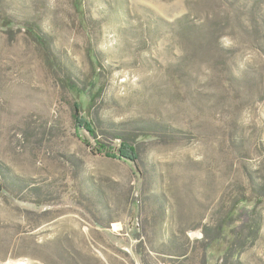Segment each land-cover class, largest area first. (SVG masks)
Instances as JSON below:
<instances>
[{"label": "rangeland", "instance_id": "1", "mask_svg": "<svg viewBox=\"0 0 264 264\" xmlns=\"http://www.w3.org/2000/svg\"><path fill=\"white\" fill-rule=\"evenodd\" d=\"M0 264H264V0H0Z\"/></svg>", "mask_w": 264, "mask_h": 264}, {"label": "trees", "instance_id": "2", "mask_svg": "<svg viewBox=\"0 0 264 264\" xmlns=\"http://www.w3.org/2000/svg\"><path fill=\"white\" fill-rule=\"evenodd\" d=\"M31 27V28H30ZM28 31L31 34V36L42 46H49L48 40L45 39V37L40 33V31L37 29L35 26H30ZM71 83V81H70ZM89 132H91V129L87 128ZM107 150V149H104ZM136 150V149H135ZM134 149H128L126 150H121L117 154H114L111 151L107 152V155L110 157L117 158L119 160H128L131 162H135L138 160V153L137 150L135 151ZM205 237L210 238V233L208 231H205ZM212 236V235H211ZM212 241L214 240V237H212Z\"/></svg>", "mask_w": 264, "mask_h": 264}]
</instances>
